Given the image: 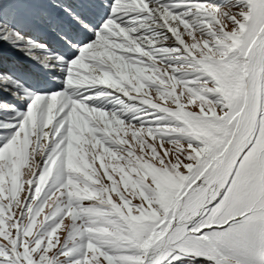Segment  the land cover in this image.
<instances>
[{
    "label": "snow or ice",
    "instance_id": "snow-or-ice-1",
    "mask_svg": "<svg viewBox=\"0 0 264 264\" xmlns=\"http://www.w3.org/2000/svg\"><path fill=\"white\" fill-rule=\"evenodd\" d=\"M0 42V264H264V0H0Z\"/></svg>",
    "mask_w": 264,
    "mask_h": 264
},
{
    "label": "rangeland",
    "instance_id": "rangeland-1",
    "mask_svg": "<svg viewBox=\"0 0 264 264\" xmlns=\"http://www.w3.org/2000/svg\"><path fill=\"white\" fill-rule=\"evenodd\" d=\"M26 34L28 35V33ZM20 55H21L20 52L14 51L7 44L0 42V60H7L9 63H22L26 65L25 63L22 62V59L18 58V56ZM45 211L47 213L48 210L46 209ZM61 240H63V236L61 237Z\"/></svg>",
    "mask_w": 264,
    "mask_h": 264
},
{
    "label": "bare ground",
    "instance_id": "bare-ground-1",
    "mask_svg": "<svg viewBox=\"0 0 264 264\" xmlns=\"http://www.w3.org/2000/svg\"><path fill=\"white\" fill-rule=\"evenodd\" d=\"M32 33H28V35H31ZM18 58L22 59V62L25 63L26 67H30L34 70V72L39 73V68L36 66L31 60L27 59L22 53Z\"/></svg>",
    "mask_w": 264,
    "mask_h": 264
}]
</instances>
